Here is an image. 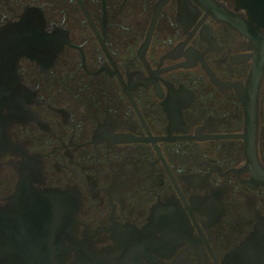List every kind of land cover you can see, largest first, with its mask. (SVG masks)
<instances>
[{
    "label": "flooded vegetation",
    "instance_id": "1",
    "mask_svg": "<svg viewBox=\"0 0 264 264\" xmlns=\"http://www.w3.org/2000/svg\"><path fill=\"white\" fill-rule=\"evenodd\" d=\"M0 264H264V0H0Z\"/></svg>",
    "mask_w": 264,
    "mask_h": 264
},
{
    "label": "water",
    "instance_id": "2",
    "mask_svg": "<svg viewBox=\"0 0 264 264\" xmlns=\"http://www.w3.org/2000/svg\"><path fill=\"white\" fill-rule=\"evenodd\" d=\"M237 1L238 5L243 8L246 12L247 17L250 16V13L252 12V0H235ZM37 197H44L46 202L49 205L48 210L52 211L53 207L52 205L54 204L56 198H57V191L54 189H49L47 191H43L40 194H36ZM40 202H35L32 201L31 205L33 206H40Z\"/></svg>",
    "mask_w": 264,
    "mask_h": 264
}]
</instances>
